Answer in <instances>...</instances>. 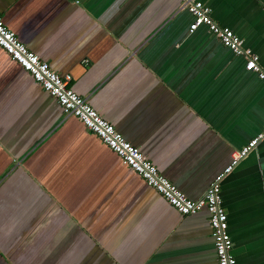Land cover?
I'll return each mask as SVG.
<instances>
[{
  "label": "crops",
  "instance_id": "obj_1",
  "mask_svg": "<svg viewBox=\"0 0 264 264\" xmlns=\"http://www.w3.org/2000/svg\"><path fill=\"white\" fill-rule=\"evenodd\" d=\"M264 72V0H201ZM178 0H0L3 24L190 199L264 124V80ZM234 264H264V137L219 183ZM0 264H216L181 215L0 48Z\"/></svg>",
  "mask_w": 264,
  "mask_h": 264
},
{
  "label": "built area",
  "instance_id": "obj_2",
  "mask_svg": "<svg viewBox=\"0 0 264 264\" xmlns=\"http://www.w3.org/2000/svg\"><path fill=\"white\" fill-rule=\"evenodd\" d=\"M178 1V9H185L192 17L188 25L189 33L193 32L197 26H205L207 32L232 54L244 57L246 70L255 72L259 78L264 80V72L257 63V56L242 45L241 39L230 28L219 25L211 18L208 6L200 0ZM0 48L10 59L27 71L42 90L54 98L64 116H74L87 131L96 135L109 150L115 153L122 164L138 174L178 213L188 215L204 209L208 217L216 264H234L231 254L232 242L227 232L226 213L221 205L219 183L222 177L232 170L264 137V124L253 138L231 153L230 162L211 180L203 195L198 199H190L168 178L159 173L156 166L138 147L129 143L110 122L93 109L85 96L69 87L70 75H59L52 70L45 60L40 59L17 39L13 32L3 24L1 18Z\"/></svg>",
  "mask_w": 264,
  "mask_h": 264
},
{
  "label": "water",
  "instance_id": "obj_3",
  "mask_svg": "<svg viewBox=\"0 0 264 264\" xmlns=\"http://www.w3.org/2000/svg\"><path fill=\"white\" fill-rule=\"evenodd\" d=\"M201 1V0H200ZM205 4V3H204ZM206 5V4H205ZM207 6V5H206ZM209 7V6H208ZM257 61H258V58H257ZM60 107V106H59ZM209 230H210V228H209Z\"/></svg>",
  "mask_w": 264,
  "mask_h": 264
}]
</instances>
